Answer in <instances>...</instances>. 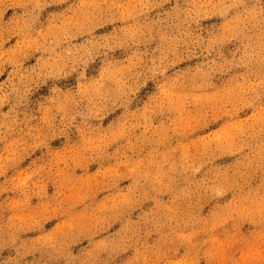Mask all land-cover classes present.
<instances>
[{
  "label": "clouds",
  "instance_id": "clouds-1",
  "mask_svg": "<svg viewBox=\"0 0 264 264\" xmlns=\"http://www.w3.org/2000/svg\"><path fill=\"white\" fill-rule=\"evenodd\" d=\"M0 264H264V0H0Z\"/></svg>",
  "mask_w": 264,
  "mask_h": 264
}]
</instances>
